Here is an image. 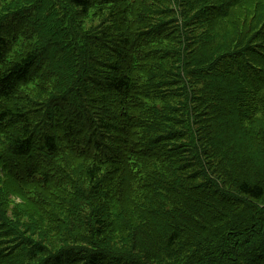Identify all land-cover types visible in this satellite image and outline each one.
<instances>
[{
  "label": "trees",
  "instance_id": "16d2710c",
  "mask_svg": "<svg viewBox=\"0 0 264 264\" xmlns=\"http://www.w3.org/2000/svg\"><path fill=\"white\" fill-rule=\"evenodd\" d=\"M0 264H264V0H0Z\"/></svg>",
  "mask_w": 264,
  "mask_h": 264
},
{
  "label": "rangeland",
  "instance_id": "374dc122",
  "mask_svg": "<svg viewBox=\"0 0 264 264\" xmlns=\"http://www.w3.org/2000/svg\"><path fill=\"white\" fill-rule=\"evenodd\" d=\"M251 3H252V2L245 4V8L251 6ZM261 16H262V15H261ZM235 21L241 23V22H242V16H241V17L236 16V15H235V12H234V13H231V14L227 17L226 24L229 25V24H232V23L235 22ZM239 25H240V24H239ZM15 201H16L17 203L20 202L18 199L15 200Z\"/></svg>",
  "mask_w": 264,
  "mask_h": 264
}]
</instances>
